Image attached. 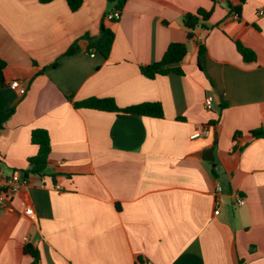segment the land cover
Returning <instances> with one entry per match:
<instances>
[{"label": "crops", "instance_id": "0c3cea01", "mask_svg": "<svg viewBox=\"0 0 264 264\" xmlns=\"http://www.w3.org/2000/svg\"><path fill=\"white\" fill-rule=\"evenodd\" d=\"M237 3L127 0L109 21L107 0L74 12L65 0H0L1 93L15 109L0 165L25 181L0 209V264H29L26 245L39 264H264V137L249 133L264 131V0H247L235 19ZM199 9L211 15L188 38L183 16ZM102 27L113 33L106 57L91 48ZM174 42L186 46L182 74L144 77L140 67ZM89 98L159 103L163 117L74 106ZM202 126L210 134L191 139ZM35 129L51 145L41 175L29 161Z\"/></svg>", "mask_w": 264, "mask_h": 264}, {"label": "trees", "instance_id": "16d2710c", "mask_svg": "<svg viewBox=\"0 0 264 264\" xmlns=\"http://www.w3.org/2000/svg\"><path fill=\"white\" fill-rule=\"evenodd\" d=\"M43 3L52 0H41ZM84 0H65L70 11L74 12L78 10ZM238 3L235 6L229 5V11L239 15L242 5L247 0H237ZM112 5V10L121 11L127 2V0H107ZM211 11H205L203 9L197 10L195 13H186L183 16V24L187 30V37L193 38L194 31L197 27H205L204 22L209 19ZM101 36L95 39L92 43V49L101 53L103 56H107L110 51L111 43L113 41V33L109 28H101ZM236 49L241 55L243 61L246 64L255 61V54L250 49L246 48L239 42H235ZM74 49H69L68 54L73 53ZM204 53V48L200 46L198 56L200 57ZM186 55V46L184 43L174 42L169 44L161 59L149 65L141 66V74L148 78L153 79L158 75H167L168 73H176L181 75L182 70L178 64L184 59ZM5 68V62L0 60V132L4 128L7 121L14 113V107L7 108L1 90L5 87L3 78V69ZM76 108H89L99 111L120 113L122 115H137L143 117H163V109L159 103L145 102L137 105H132L126 108H118L111 98H89L82 102L74 103ZM254 138L264 137V131L253 130L249 132ZM242 132L236 131L233 135V141L237 142L240 139ZM30 141L33 145L37 146V153L30 158V164L33 166L32 173L43 174L48 162V156L51 151L50 138L48 132L43 129L32 130L30 135ZM237 145L233 147L236 149ZM25 253L29 254L32 261L29 264H39V254L37 250L31 245L24 247ZM235 264H244L243 260H237Z\"/></svg>", "mask_w": 264, "mask_h": 264}, {"label": "built area", "instance_id": "2783aa9c", "mask_svg": "<svg viewBox=\"0 0 264 264\" xmlns=\"http://www.w3.org/2000/svg\"><path fill=\"white\" fill-rule=\"evenodd\" d=\"M216 1H220V0H216ZM120 16V12L119 11H113L112 13L108 14L106 16V19L109 21H116L119 19ZM233 18H237L238 15L236 13L232 14ZM12 87H17L18 86V82L14 81L11 83ZM213 96L211 94H208L205 97L204 100V106L206 110H211L212 106H213ZM210 134V130L207 126H202L198 129H196L194 131V133L190 136L191 139H197L200 137H207ZM1 163V161H0ZM25 184V181L20 180L14 176L12 177H6L3 175L2 169H1V165H0V209L6 208V203L7 201H10L11 198L14 196V194L18 191V189ZM222 188L220 185L217 184L216 186V193L217 194H221ZM220 201L217 200L216 204H217V208L215 210V214H218V206H219ZM237 204L238 205H243L244 201L242 198H238L237 199ZM32 210L31 208H26L25 209V214L26 215H31Z\"/></svg>", "mask_w": 264, "mask_h": 264}, {"label": "water", "instance_id": "95a60500", "mask_svg": "<svg viewBox=\"0 0 264 264\" xmlns=\"http://www.w3.org/2000/svg\"><path fill=\"white\" fill-rule=\"evenodd\" d=\"M203 159H205V161H212L213 160V148H209V149L205 150Z\"/></svg>", "mask_w": 264, "mask_h": 264}]
</instances>
